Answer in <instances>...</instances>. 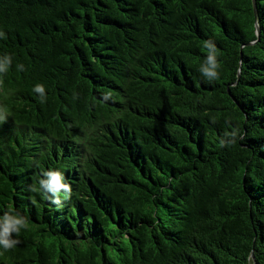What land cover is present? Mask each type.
<instances>
[{
  "label": "trees",
  "instance_id": "1",
  "mask_svg": "<svg viewBox=\"0 0 264 264\" xmlns=\"http://www.w3.org/2000/svg\"><path fill=\"white\" fill-rule=\"evenodd\" d=\"M254 3L0 0V216L26 220L0 264H264Z\"/></svg>",
  "mask_w": 264,
  "mask_h": 264
},
{
  "label": "clouds",
  "instance_id": "2",
  "mask_svg": "<svg viewBox=\"0 0 264 264\" xmlns=\"http://www.w3.org/2000/svg\"><path fill=\"white\" fill-rule=\"evenodd\" d=\"M2 34V33H0ZM206 47L208 48V54L200 67L201 73L209 78L214 79L217 76L218 62L216 59L215 47L211 43L206 42ZM8 57H5L2 62H0V70H3L8 65ZM35 91L44 95V88L42 85L37 84L35 86ZM3 111H6L3 110ZM5 117L0 113V120ZM45 179L40 180L41 188L45 189L46 192L52 193L53 202L59 203L61 195L64 199H67L71 193V189L66 182H63V175L59 171L48 170L43 173ZM63 190V192H61ZM26 227V220L24 217L19 215H12L10 213H5L0 216V248L9 249L14 247L18 240L11 238V233L19 231Z\"/></svg>",
  "mask_w": 264,
  "mask_h": 264
},
{
  "label": "water",
  "instance_id": "3",
  "mask_svg": "<svg viewBox=\"0 0 264 264\" xmlns=\"http://www.w3.org/2000/svg\"><path fill=\"white\" fill-rule=\"evenodd\" d=\"M253 6H254V13H255V3H254V0H253ZM256 33L257 34H259V28H258V26H257V24H256Z\"/></svg>",
  "mask_w": 264,
  "mask_h": 264
}]
</instances>
